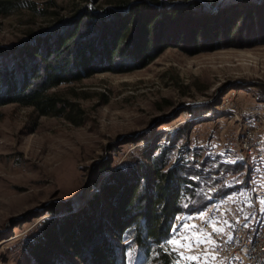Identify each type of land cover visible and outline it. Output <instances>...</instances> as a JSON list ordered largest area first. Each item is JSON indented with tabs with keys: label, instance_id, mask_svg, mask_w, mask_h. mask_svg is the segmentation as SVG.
<instances>
[{
	"label": "rangeland",
	"instance_id": "1",
	"mask_svg": "<svg viewBox=\"0 0 264 264\" xmlns=\"http://www.w3.org/2000/svg\"><path fill=\"white\" fill-rule=\"evenodd\" d=\"M33 1L40 9L49 8L48 11L24 10L12 16H0V46H10L39 34L54 26L59 17H72L88 3L105 9L157 1L173 7L182 5L178 9L189 12L184 6L187 3L215 4L224 0ZM52 3L57 7H50ZM222 4H225L222 9L233 6L224 16V19L228 17L224 29H233L240 17L243 22L236 26L231 41L225 39L226 31H222L219 49L210 50L201 40L202 49L194 54L191 37L189 42L188 38H182L184 42L179 37L181 28L174 29L175 39L183 42L169 47L143 68L124 73L99 72L55 88L52 92L82 111L81 125L63 117L39 116L33 108L18 104L0 107V264H37L27 249L28 241L38 233L43 220L66 215H53L50 212L53 205L70 202L76 211L81 209L112 170L138 156L143 147L164 145L169 133L186 126H189L185 130L186 138L175 145V155L186 147L190 151L198 150L200 160L209 154L221 155L224 161L242 163L243 169L227 178L236 187L233 194L214 199L202 213L179 216L172 228L181 225L179 231L191 237V231L182 227L187 223L196 225L203 233L201 221L209 216L211 206L222 200L231 206L235 204V213L241 212L252 223L262 218L264 0H226ZM158 6L152 8L160 11ZM247 11L254 16L246 15ZM190 12L198 18L220 16L203 9ZM171 35L166 33L167 37ZM252 145L256 147L254 153L242 152L241 148ZM106 165L111 171L99 175L98 170ZM111 242L115 264H143L136 251L126 250L125 242L119 239ZM203 246L209 251L210 245ZM173 247L169 245L171 251ZM180 251L185 255L202 253L180 248L175 253L181 264H203V261L183 260ZM204 259L207 264H213L211 257ZM61 261L60 264H82L72 256H63ZM222 262L216 260L215 264Z\"/></svg>",
	"mask_w": 264,
	"mask_h": 264
},
{
	"label": "trees",
	"instance_id": "2",
	"mask_svg": "<svg viewBox=\"0 0 264 264\" xmlns=\"http://www.w3.org/2000/svg\"><path fill=\"white\" fill-rule=\"evenodd\" d=\"M222 3H187L189 12H181L178 7L182 5L157 1L105 9L88 3L69 18L54 12L59 17L54 26L19 43L0 46V107L18 104L33 108L39 116L63 117L81 125L82 111L52 92L55 88L99 72L143 68L188 37L194 54L202 49L201 40L210 50L219 49L221 33L226 31L225 39L231 41L236 26L243 22L240 17L233 29H224L228 22L224 16L233 6L222 9ZM48 9H40L33 0H0L1 17ZM202 9L220 16L198 18L190 12ZM246 15L252 14L247 11ZM179 28L181 42L174 37ZM188 127L169 133L162 146L143 147L138 156L112 170L81 209L76 211L70 202L53 205V215H66L43 220L28 241L27 249L36 263L60 264L63 256H72L82 264H115L111 240L119 239L127 251L137 252L143 264H173L178 257L166 241L174 235L171 229L177 217L202 213L214 199L229 197L236 187L227 178L243 169L242 163L224 161L221 155L209 154L200 160L198 150L186 147L175 155V145L186 138ZM108 171L106 165L98 174ZM237 214L249 224L241 212Z\"/></svg>",
	"mask_w": 264,
	"mask_h": 264
},
{
	"label": "bare ground",
	"instance_id": "3",
	"mask_svg": "<svg viewBox=\"0 0 264 264\" xmlns=\"http://www.w3.org/2000/svg\"><path fill=\"white\" fill-rule=\"evenodd\" d=\"M227 207H231V205L225 200L216 202L215 205L211 206V210L208 212L209 216L206 217V219L204 218L200 224L201 227L205 228L202 229V231L206 236L208 235V231H210L211 234H216L218 236V241H220V244L233 246V251H225L224 246H217V254H224L223 260H221V262H224H222L223 264H231V261H233V254L239 258L251 257V250H248L247 247H244L243 239L241 238L242 230L235 229L249 228V224L244 223L239 218L233 219V216H237L234 213V208L227 209ZM213 222H215L218 228H223L224 232L218 234L213 231ZM263 229L264 214L261 219L251 223L252 232H250V240H260V237L263 236ZM209 251H212L211 245ZM238 264L248 263L238 262ZM261 264H264V254H261Z\"/></svg>",
	"mask_w": 264,
	"mask_h": 264
},
{
	"label": "snow or ice",
	"instance_id": "4",
	"mask_svg": "<svg viewBox=\"0 0 264 264\" xmlns=\"http://www.w3.org/2000/svg\"><path fill=\"white\" fill-rule=\"evenodd\" d=\"M179 219L180 218L177 217V220H179ZM188 219H191V217H189ZM180 227H181V225H177L176 227H173L171 229V231L174 235H172V237L166 241L167 244L174 246L172 248L173 252L178 251L180 248H184V249H187L188 251L192 252V251H195L196 249H200L202 245L208 244V245L212 246V251H208L207 249H203L202 255L201 254L185 255V253L183 251H180L179 255L183 260L198 261V262L203 261V264H207V260L204 258L211 257L212 260L216 259L217 241L211 237V233H209L207 236H204L203 233H201L197 230L196 225H189V224L185 223L182 225V227L186 230L191 231L192 235H191V237H189V236L184 235L183 233H181L179 231ZM212 229H213V231H215L218 234L224 232V229L218 228L216 226L215 222H213V224H212ZM181 239L188 241V242L185 244H181V242H180ZM193 239L195 240V243L191 242ZM129 255H131V254L129 253ZM173 264H181V260L177 259L173 262Z\"/></svg>",
	"mask_w": 264,
	"mask_h": 264
},
{
	"label": "built area",
	"instance_id": "5",
	"mask_svg": "<svg viewBox=\"0 0 264 264\" xmlns=\"http://www.w3.org/2000/svg\"><path fill=\"white\" fill-rule=\"evenodd\" d=\"M248 143V142H247ZM243 151H256V147L254 145L252 146H245V148H241ZM228 208H236L235 204L234 206L227 207ZM241 218L239 216H233V219ZM253 220L249 221V228H235L242 230V239L244 247H247L248 250H251V257L247 258H239L236 257V255L233 254V261H231V264H238V262H246L248 264H261V254H264V229H263V236L260 237V240H250V232L251 230V223ZM201 229H205L204 227H201ZM210 231H208V234ZM212 238L217 241L216 244V252H217V246H224L225 251H233V246L220 244V241H218V236L216 234H211ZM203 249H207V246H203L200 249V252L202 253ZM224 254H217L216 259L212 260L213 264L216 263V260H223Z\"/></svg>",
	"mask_w": 264,
	"mask_h": 264
}]
</instances>
